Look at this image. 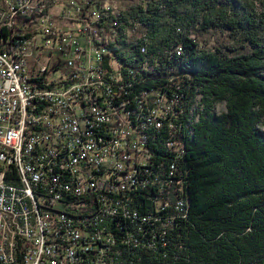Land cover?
I'll return each mask as SVG.
<instances>
[{"label":"trees","instance_id":"obj_1","mask_svg":"<svg viewBox=\"0 0 264 264\" xmlns=\"http://www.w3.org/2000/svg\"><path fill=\"white\" fill-rule=\"evenodd\" d=\"M130 1L92 24L96 101L134 122L164 114L131 197L144 235L105 219L116 244L103 262L264 264V0ZM101 6L82 0L76 23Z\"/></svg>","mask_w":264,"mask_h":264},{"label":"built area","instance_id":"obj_2","mask_svg":"<svg viewBox=\"0 0 264 264\" xmlns=\"http://www.w3.org/2000/svg\"><path fill=\"white\" fill-rule=\"evenodd\" d=\"M59 1L0 0V264H88L76 250L81 241L82 252L100 253L89 264H106L116 243L105 219L116 216L144 235L147 218L131 197L146 158L141 137L164 113L152 109L153 118L134 122L108 101L98 104L100 51L91 48L88 15L97 20L112 7L90 9L74 34L49 15ZM63 7L60 20L74 22L75 8L76 23L74 0Z\"/></svg>","mask_w":264,"mask_h":264},{"label":"rangeland","instance_id":"obj_3","mask_svg":"<svg viewBox=\"0 0 264 264\" xmlns=\"http://www.w3.org/2000/svg\"><path fill=\"white\" fill-rule=\"evenodd\" d=\"M78 1L79 0H74L76 6H78ZM59 2H61V4H56L55 6H53L52 12L48 10L49 15L52 16V19L54 20V24L57 28L66 30V31H72L74 34H76L78 32V30L80 28H83V25L79 24V23H75V17H76V10L75 8H70L69 10V16H72L74 19V22H70V21H64V20H60L59 15H60V9H62V7L64 5H66V2H69V0H60ZM94 2L97 4H104L105 2H108L113 11L116 13L120 8H123V6H125V4L130 3V0H94ZM135 3L139 2L142 3L141 0H134ZM75 7V6H74ZM60 12V13H59ZM93 15V14H89L88 19H90L89 17ZM95 16V14H94ZM92 16V17H94ZM88 23H92L91 21H89ZM91 48L92 49H96L93 46V42L91 39ZM65 60V59H64ZM95 60V57H94ZM62 74V71H57L56 73H54V76L56 78H58L60 75ZM224 110V106L223 104H220L217 106V112H221Z\"/></svg>","mask_w":264,"mask_h":264},{"label":"bare ground","instance_id":"obj_4","mask_svg":"<svg viewBox=\"0 0 264 264\" xmlns=\"http://www.w3.org/2000/svg\"><path fill=\"white\" fill-rule=\"evenodd\" d=\"M92 16H94V14L93 15H91L89 18L90 19H88V22L89 21H91L92 23L94 22V21H96V14H95V16L94 17H92ZM179 101V100H178ZM152 124H154V127H155V129H158V128H160L161 127V123L160 122H158V121H156V120H152ZM154 129V128H153ZM152 130V129H151ZM153 131V130H152ZM148 134V133H147ZM146 139H147V135L145 134V133H143V137H141V145H142V148L144 147V144H145V141H146ZM148 140V139H147ZM168 145V144H167ZM145 148V147H144ZM149 157H150V155H148ZM148 158V157H147ZM149 160V159H148ZM147 160V161H148ZM145 159H144V166L147 164V163H149V162H147ZM149 168V167H148ZM147 168V169H148ZM146 170V169H145ZM149 171V170H148ZM147 183V182H146ZM143 185H144V183H143Z\"/></svg>","mask_w":264,"mask_h":264},{"label":"crops","instance_id":"obj_5","mask_svg":"<svg viewBox=\"0 0 264 264\" xmlns=\"http://www.w3.org/2000/svg\"><path fill=\"white\" fill-rule=\"evenodd\" d=\"M81 2H82V0H79V1H78V5H79V6L81 5ZM55 5H56V4H55ZM55 5H52V7L49 8V12H50V11L52 12L53 6H55ZM57 5H58V4H57ZM63 8H64V7H62V9H60V12L63 10ZM60 12H59V13H60Z\"/></svg>","mask_w":264,"mask_h":264}]
</instances>
